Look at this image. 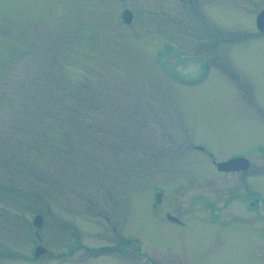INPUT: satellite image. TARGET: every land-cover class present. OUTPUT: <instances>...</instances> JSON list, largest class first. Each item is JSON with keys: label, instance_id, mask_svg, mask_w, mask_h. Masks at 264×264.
<instances>
[{"label": "rangeland", "instance_id": "rangeland-1", "mask_svg": "<svg viewBox=\"0 0 264 264\" xmlns=\"http://www.w3.org/2000/svg\"><path fill=\"white\" fill-rule=\"evenodd\" d=\"M263 9L0 0V264H264V215L243 210L239 174L206 153L264 143V39L251 40ZM250 181L262 193L264 173Z\"/></svg>", "mask_w": 264, "mask_h": 264}, {"label": "flooded vegetation", "instance_id": "flooded-vegetation-1", "mask_svg": "<svg viewBox=\"0 0 264 264\" xmlns=\"http://www.w3.org/2000/svg\"><path fill=\"white\" fill-rule=\"evenodd\" d=\"M262 11H264V9ZM255 30H256V32L254 34V42H252V43H255L256 41H258L260 39H264V36H263L264 35V29L259 30L258 28H255ZM262 41H264V40H262ZM262 43L263 42H259L257 45H260ZM243 44H248V43L239 42L235 45H243ZM252 45H255V44H252ZM239 75L240 76H237L236 78H243V80L246 82L245 87L247 88V90H250L249 93L248 92L242 93V95H243V97H247V98L251 99V97L247 94H251L253 96V94H255V92L257 93V87L255 85H253V83L251 82L250 79L247 81L242 76L243 74L241 75V73H240ZM229 85H231V84H229ZM233 92H234V97H235V94L238 93V90L235 89ZM254 112L257 113L256 111H254ZM196 147L199 150H203V148H201L200 146H196ZM251 151H252V154L250 155V157H247L243 153H235V154L229 155L223 161L215 162L213 152L208 147H206V153H207V156L209 158V161L212 163L213 167L216 168V171L218 173L224 174L225 176L230 175V174L231 175L232 174H239L240 175V176L238 175V177H237L239 179L238 184L240 186H242L243 189L244 188L246 189V191H245L246 193H244L245 195L241 194V197L239 199L242 201H239V202L243 206V210L246 213L256 214L259 218V215H261V216L264 215L262 213L264 211V190L262 189V193L258 192V191L257 192H255V191L251 192L252 187L250 185H252V183H251L250 179H251L252 175H255L256 173H264V161H263L262 166L257 165L258 163L256 160L253 161L254 158H261V159L264 158V143L263 142L256 143L255 145H253ZM236 159L237 160L240 159V161L236 162L234 164H230V165H225V166L223 165V164H225L231 160H236ZM246 183H248L249 185H246ZM247 188H248V190H247ZM221 195L222 196H220V197H221L222 204L230 203V201L232 199H235V196L230 195V200L228 202H226L227 197L223 196V194H221ZM206 201L211 202V200L208 198V196L206 198ZM233 201H235V200H232L231 203ZM170 216H173V215H170L168 213L165 214L167 221L174 223V224H177V225L185 226V224L182 223L181 220L178 219L176 216H173L176 218V220L171 219ZM214 219H215V217H214ZM263 228H264V225H263L262 229ZM261 237H262V239H264V235ZM122 238H123L122 243L125 245V247L130 248V242H131L130 237L128 235H124V236H122ZM108 248L109 247H107V246H101V247H99V250L100 249L105 250ZM93 249L94 248H91V250H93ZM88 250H90V249H88ZM123 253L124 254H123L122 259L123 260L127 259V261H128L127 263H129L130 259H129L128 255H125V252H123ZM173 256L175 259L179 258L176 254H174ZM181 260H183V259H181ZM178 262H180V261H178ZM158 264H163V263H158Z\"/></svg>", "mask_w": 264, "mask_h": 264}, {"label": "water", "instance_id": "water-1", "mask_svg": "<svg viewBox=\"0 0 264 264\" xmlns=\"http://www.w3.org/2000/svg\"><path fill=\"white\" fill-rule=\"evenodd\" d=\"M125 19H126L127 22L131 21L130 13H128V12L125 13ZM259 20H262V26L261 27H264V14L259 16ZM35 225L39 226V227L42 225V220H41V218L39 216L35 219ZM43 252H44V249L41 248L37 252V255H39V254H41Z\"/></svg>", "mask_w": 264, "mask_h": 264}]
</instances>
